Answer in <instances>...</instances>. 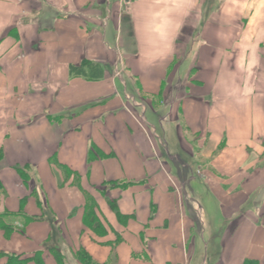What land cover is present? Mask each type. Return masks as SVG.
Returning a JSON list of instances; mask_svg holds the SVG:
<instances>
[{
    "label": "crops",
    "instance_id": "1",
    "mask_svg": "<svg viewBox=\"0 0 264 264\" xmlns=\"http://www.w3.org/2000/svg\"><path fill=\"white\" fill-rule=\"evenodd\" d=\"M211 243L264 264V0H0V252L190 264Z\"/></svg>",
    "mask_w": 264,
    "mask_h": 264
},
{
    "label": "trees",
    "instance_id": "2",
    "mask_svg": "<svg viewBox=\"0 0 264 264\" xmlns=\"http://www.w3.org/2000/svg\"><path fill=\"white\" fill-rule=\"evenodd\" d=\"M85 66L92 68L94 65L86 62L84 63L83 67ZM74 69L76 70V68ZM1 257L3 258L6 257L8 259L7 264H28L29 263V260L21 259L20 256H10V255H6L0 252V258ZM76 258L80 264H95L92 262L91 258L84 251H80L79 253H77Z\"/></svg>",
    "mask_w": 264,
    "mask_h": 264
},
{
    "label": "rangeland",
    "instance_id": "3",
    "mask_svg": "<svg viewBox=\"0 0 264 264\" xmlns=\"http://www.w3.org/2000/svg\"><path fill=\"white\" fill-rule=\"evenodd\" d=\"M156 128L158 132H161L158 126ZM206 242L208 243V240ZM217 258H218L217 249L211 243L207 252L203 254H197L196 258H194L190 264H205V261L206 264H214Z\"/></svg>",
    "mask_w": 264,
    "mask_h": 264
},
{
    "label": "built area",
    "instance_id": "4",
    "mask_svg": "<svg viewBox=\"0 0 264 264\" xmlns=\"http://www.w3.org/2000/svg\"><path fill=\"white\" fill-rule=\"evenodd\" d=\"M133 0H122V2L128 4V3H131Z\"/></svg>",
    "mask_w": 264,
    "mask_h": 264
}]
</instances>
